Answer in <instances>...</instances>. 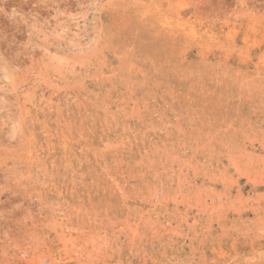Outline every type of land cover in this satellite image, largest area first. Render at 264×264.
Wrapping results in <instances>:
<instances>
[{
  "label": "rangeland",
  "instance_id": "374dc122",
  "mask_svg": "<svg viewBox=\"0 0 264 264\" xmlns=\"http://www.w3.org/2000/svg\"><path fill=\"white\" fill-rule=\"evenodd\" d=\"M0 264H264V0H0Z\"/></svg>",
  "mask_w": 264,
  "mask_h": 264
}]
</instances>
